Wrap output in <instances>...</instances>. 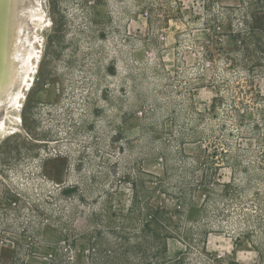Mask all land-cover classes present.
I'll return each instance as SVG.
<instances>
[{
    "label": "rangeland",
    "instance_id": "obj_1",
    "mask_svg": "<svg viewBox=\"0 0 264 264\" xmlns=\"http://www.w3.org/2000/svg\"><path fill=\"white\" fill-rule=\"evenodd\" d=\"M40 2L34 86L0 137V264H92L89 236L97 264H264L256 185L223 195L213 155L255 143L257 112L229 103L264 94V0ZM150 206L167 242L140 235Z\"/></svg>",
    "mask_w": 264,
    "mask_h": 264
},
{
    "label": "bare ground",
    "instance_id": "obj_2",
    "mask_svg": "<svg viewBox=\"0 0 264 264\" xmlns=\"http://www.w3.org/2000/svg\"><path fill=\"white\" fill-rule=\"evenodd\" d=\"M44 18L40 0H0V137L20 126L15 122L8 127L9 113L19 120L16 111L22 110L21 103L34 86L31 77L37 68Z\"/></svg>",
    "mask_w": 264,
    "mask_h": 264
},
{
    "label": "trees",
    "instance_id": "obj_3",
    "mask_svg": "<svg viewBox=\"0 0 264 264\" xmlns=\"http://www.w3.org/2000/svg\"><path fill=\"white\" fill-rule=\"evenodd\" d=\"M258 98H251V100L247 99H241L240 102H236L235 99H232V103H229V107L231 110V113L240 116V107H249L253 108L257 112V119L252 124L251 129V135L254 140V145H249L247 147L243 146H235V144L228 140L225 142V145L223 146V151L219 152L217 148H215L213 155H218L219 153L222 154L224 157L227 158V163L230 166L232 170V176L231 181L225 185L223 195L229 196L231 200H242V191L243 188L238 184V178L237 175H241V179L243 181H246V183L250 186L251 184L256 185L257 191L254 194L253 204L257 207V209L261 213V220L264 222V94H260L257 92ZM223 100L222 97L217 96L213 99V104L211 106V111L215 112L218 105V103H221ZM199 116H205L206 113L198 112ZM216 117V116H215ZM224 130L226 133H223L222 136H233V133H229L228 128L224 126ZM204 132H201V134ZM214 135V134H212ZM202 137V136H201ZM216 138H220L219 136H214ZM235 153V154H233ZM208 156V155H207ZM223 159V157H222ZM221 161H225L224 159ZM226 163V162H225ZM134 191L136 193L137 188L136 186H133ZM147 209L150 212V215L147 219V221L143 224V229L141 232L143 234H140L141 236H161L163 235L164 241L167 242L168 238L170 237V234H168L167 227L168 224L163 218L162 214H166L168 217L170 216V212H167V210L164 209H155L147 207ZM151 209V210H150ZM165 230L164 233L161 231ZM139 231V233H141ZM151 232V233H150ZM161 232V234H160ZM90 241L89 246V253H90V261L92 264H97L96 262H93L96 258L101 256V253L104 251L100 248L98 242L96 241L97 238L95 237H88ZM150 239V237H149ZM73 244L74 242H70ZM70 244V245H71ZM108 254V258H117V250L111 249L105 251ZM155 257V256H154ZM154 259V258H152ZM157 259V258H156ZM156 259L149 260L151 262L147 264H154L156 263ZM56 260L54 258H51V264H55Z\"/></svg>",
    "mask_w": 264,
    "mask_h": 264
},
{
    "label": "crops",
    "instance_id": "obj_4",
    "mask_svg": "<svg viewBox=\"0 0 264 264\" xmlns=\"http://www.w3.org/2000/svg\"><path fill=\"white\" fill-rule=\"evenodd\" d=\"M151 207H152V206H151ZM155 209H162V208H156V207H155ZM50 261H51V258H50Z\"/></svg>",
    "mask_w": 264,
    "mask_h": 264
}]
</instances>
